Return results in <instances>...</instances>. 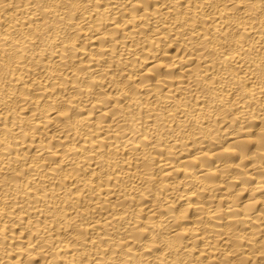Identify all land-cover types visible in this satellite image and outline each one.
I'll return each instance as SVG.
<instances>
[{"label": "bare ground", "instance_id": "1", "mask_svg": "<svg viewBox=\"0 0 264 264\" xmlns=\"http://www.w3.org/2000/svg\"><path fill=\"white\" fill-rule=\"evenodd\" d=\"M0 264H264V0H0Z\"/></svg>", "mask_w": 264, "mask_h": 264}]
</instances>
